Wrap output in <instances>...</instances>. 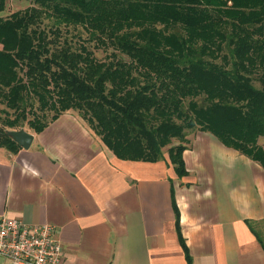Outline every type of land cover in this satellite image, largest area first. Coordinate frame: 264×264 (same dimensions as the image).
<instances>
[{
  "label": "trees",
  "instance_id": "obj_1",
  "mask_svg": "<svg viewBox=\"0 0 264 264\" xmlns=\"http://www.w3.org/2000/svg\"><path fill=\"white\" fill-rule=\"evenodd\" d=\"M4 3L0 0V11ZM32 4L0 17V103L13 113L4 120L7 128L20 129L25 122L39 133L74 110L118 159L155 162L176 140L167 153L182 177L187 173L182 157L186 132L198 130L264 168V149L258 144L264 137V0ZM44 17L53 20L54 29L41 28ZM59 25L82 26L89 39L113 49L112 59L97 61L86 46L73 50L66 38L60 42ZM224 43L231 58L222 54ZM255 72L260 88L249 76ZM199 96L205 106L197 103ZM6 131L0 126V148L18 152L21 147ZM173 207L190 264L174 200Z\"/></svg>",
  "mask_w": 264,
  "mask_h": 264
},
{
  "label": "crops",
  "instance_id": "obj_2",
  "mask_svg": "<svg viewBox=\"0 0 264 264\" xmlns=\"http://www.w3.org/2000/svg\"><path fill=\"white\" fill-rule=\"evenodd\" d=\"M26 130L27 149L0 148V217L55 226L60 264H189L173 200L190 264H264V168L211 133L186 132L179 177L168 148L118 159L74 110Z\"/></svg>",
  "mask_w": 264,
  "mask_h": 264
},
{
  "label": "built area",
  "instance_id": "obj_3",
  "mask_svg": "<svg viewBox=\"0 0 264 264\" xmlns=\"http://www.w3.org/2000/svg\"><path fill=\"white\" fill-rule=\"evenodd\" d=\"M61 253L52 224L27 225L18 218L0 217V257L9 264H60Z\"/></svg>",
  "mask_w": 264,
  "mask_h": 264
},
{
  "label": "rangeland",
  "instance_id": "obj_4",
  "mask_svg": "<svg viewBox=\"0 0 264 264\" xmlns=\"http://www.w3.org/2000/svg\"><path fill=\"white\" fill-rule=\"evenodd\" d=\"M31 5H33L32 0H5L4 9L0 11V17H7L15 11L24 10L25 8ZM54 27L55 26H54L52 19H49L47 17H44L42 19L41 28H45L46 31H48L50 28L54 29ZM59 28L61 31V36H60L59 41L62 42L63 39L66 38L67 43L71 46L73 50L78 49L79 45H84L92 52L94 58L97 61L102 62V61H109L112 59L111 53L113 52V49L110 46H107V47L100 46L96 41L89 39L88 33L82 26L80 25H77V26L59 25ZM172 31L178 34H182L181 30L178 28H175ZM48 34L50 35V37L52 36L51 32H48ZM222 54L226 55L228 58H231V52H230V47L228 43H224ZM117 55L119 58H122L123 60L128 61L127 57L122 56L121 54H118V53ZM217 62L220 63V60H217ZM249 76L252 79L253 85L257 88H260L261 87L260 81H259L260 73L255 72ZM196 101L200 106H205L207 104L203 96H199L198 98H196ZM29 102H31L30 105H32V108L35 109V107L37 106V102L35 98H31ZM51 114H52V111L46 112V119H49ZM7 117L11 119L13 117V113L11 110L6 109L2 103H0V126L5 127L7 130H13V129L7 128V126H5L4 124V120ZM21 125L24 126L21 128H24L26 130L25 122H20V126ZM15 130H18V129H15ZM258 140H259L258 144L264 149V137H260ZM176 144H178V141L172 140V143L169 146L164 147L162 151L166 150L171 145H176Z\"/></svg>",
  "mask_w": 264,
  "mask_h": 264
},
{
  "label": "water",
  "instance_id": "obj_5",
  "mask_svg": "<svg viewBox=\"0 0 264 264\" xmlns=\"http://www.w3.org/2000/svg\"><path fill=\"white\" fill-rule=\"evenodd\" d=\"M6 134L24 149H27L33 140V134L29 133L24 128H20L18 130H7Z\"/></svg>",
  "mask_w": 264,
  "mask_h": 264
}]
</instances>
